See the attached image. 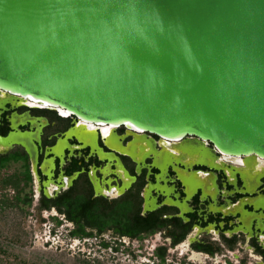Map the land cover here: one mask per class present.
<instances>
[{
	"label": "water",
	"instance_id": "obj_1",
	"mask_svg": "<svg viewBox=\"0 0 264 264\" xmlns=\"http://www.w3.org/2000/svg\"><path fill=\"white\" fill-rule=\"evenodd\" d=\"M0 90L264 159V0H0Z\"/></svg>",
	"mask_w": 264,
	"mask_h": 264
},
{
	"label": "flooded vegetation",
	"instance_id": "obj_2",
	"mask_svg": "<svg viewBox=\"0 0 264 264\" xmlns=\"http://www.w3.org/2000/svg\"><path fill=\"white\" fill-rule=\"evenodd\" d=\"M21 99L0 90V179L15 191L10 202L32 198L40 212L72 228L55 206L45 208L47 200L71 192L94 202L140 203L142 217L153 213L147 230L154 232L130 238L109 227L95 238L111 232L122 242L160 233L190 261L199 262L196 254L212 264H264L263 158L221 154L195 137L174 141L91 124Z\"/></svg>",
	"mask_w": 264,
	"mask_h": 264
},
{
	"label": "rangeland",
	"instance_id": "obj_3",
	"mask_svg": "<svg viewBox=\"0 0 264 264\" xmlns=\"http://www.w3.org/2000/svg\"><path fill=\"white\" fill-rule=\"evenodd\" d=\"M14 192L11 188L3 189L0 179V264H71L74 258H88L94 264H160L155 255L160 246L168 248L164 264H212L206 260L190 261L181 250L171 248L160 233L143 240L122 239L118 251L112 247L116 245L111 232L102 239L72 238L69 236L72 225L64 222L56 226L50 213L37 209V201L24 209L10 203ZM102 240L111 246L102 247Z\"/></svg>",
	"mask_w": 264,
	"mask_h": 264
},
{
	"label": "trees",
	"instance_id": "obj_4",
	"mask_svg": "<svg viewBox=\"0 0 264 264\" xmlns=\"http://www.w3.org/2000/svg\"><path fill=\"white\" fill-rule=\"evenodd\" d=\"M19 201L16 206L22 209L32 205V198L18 196ZM10 201V200H9ZM13 204V202H10ZM55 206L57 210L66 215V219L73 223V228L69 231V236L72 238L86 239L98 237L103 231L109 227H113L120 232L121 235H125L130 238H142L140 232L148 231L150 223L147 222L149 218L153 216V213L147 217H142L140 213V203L136 207H130L125 202H115L114 204L101 203L96 200L91 201L87 198H73L72 193H66L59 197L57 201L52 202L47 200L45 208ZM127 218V220H122ZM56 226L63 224V221L59 217H51ZM143 224V225H141ZM94 230L97 234H94ZM154 232L153 230L148 231ZM102 239V238H101ZM141 240V239H140ZM116 246H112L115 251L120 249L122 242L115 241ZM100 245L104 248L111 246L110 242L102 240ZM167 250L165 247H159L156 251V256L160 260V264H164L166 261ZM74 258V257H73ZM51 264V263H48ZM59 264H66L65 262ZM71 264H94L88 258H74Z\"/></svg>",
	"mask_w": 264,
	"mask_h": 264
},
{
	"label": "bare ground",
	"instance_id": "obj_5",
	"mask_svg": "<svg viewBox=\"0 0 264 264\" xmlns=\"http://www.w3.org/2000/svg\"><path fill=\"white\" fill-rule=\"evenodd\" d=\"M19 96H21V97H23V98H25V99H27V100H29V101H25V99H21L22 100V102H26L27 104H30V105H40V106H44V107H46V105L45 104H43V103H38V102H36V101H34V100H31V99H29V98H27L26 96H22V95H19ZM59 110H63V109H59ZM63 111H65V110H63ZM63 111H61L62 113H64L65 115H68L69 113L66 111V112H63ZM70 115V114H69ZM82 121H84V122H87V123H91V124H96V123H92V122H88V121H85V120H82ZM99 125H103V124H99ZM103 126H105V125H103ZM111 126H113V127H117V126H114V125H111ZM130 126V125H129ZM89 127H92V126H89ZM107 129H105V131H106ZM91 132V131H90ZM183 139V138H182ZM177 140H180V139H177ZM175 141V140H174ZM226 155V154H225ZM247 156H250V155H247ZM256 156V155H255ZM193 259H199V261L200 260H202L203 261V258L201 257V255H196V254H194L193 255Z\"/></svg>",
	"mask_w": 264,
	"mask_h": 264
}]
</instances>
